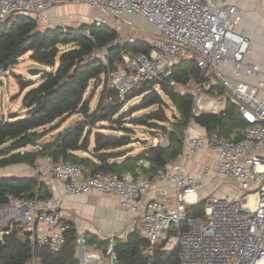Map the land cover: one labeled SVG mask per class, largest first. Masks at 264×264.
<instances>
[{"label": "built area", "instance_id": "2783aa9c", "mask_svg": "<svg viewBox=\"0 0 264 264\" xmlns=\"http://www.w3.org/2000/svg\"><path fill=\"white\" fill-rule=\"evenodd\" d=\"M63 2L98 7L100 13L92 18V24L111 27L116 36L110 46H123L122 58L114 65L109 64L111 54L107 49L93 54L107 66L102 106L111 102L125 103L129 93L141 83L153 81L157 88L166 85L182 95H191L193 115L220 113L230 101L237 106L246 125L228 137L218 132L192 134L190 122L178 160L167 170L159 167L150 175L138 177L130 171H95L44 155L34 167V173L40 184L49 179L62 181V195H56L60 189L54 183L52 194L47 198L39 197L38 193L28 198L10 196L9 203L0 206V223L15 219L8 227L24 229L33 246L44 244L56 253L65 244L69 229L61 213L65 196L97 191L116 196L126 204L148 194L152 180L156 179L174 184L176 201L173 208L165 199L148 201L142 215V235L149 241L150 249L174 240L179 247L180 264H264V57L257 59L253 55L249 31L241 26L243 12L238 3L0 0V23L19 14L34 20L41 29L43 25V29L52 27L49 12L54 5ZM126 13L146 19L156 31L138 30L135 23L124 20ZM124 23L129 31L124 29ZM132 44H143L146 50L124 47ZM183 59L195 61L200 69V81L184 85L177 80L176 66ZM3 70L0 66V74ZM211 93L215 95L209 96ZM223 95L226 100L219 112V97ZM148 144L166 148L170 145L169 134H154L148 138ZM204 149L216 153L217 166L206 168L200 175L184 171V161ZM139 164L150 170L153 161L142 158ZM211 176H225L231 180V186L223 196L213 192L200 198L203 181ZM163 193L167 195L168 189ZM200 201H205L204 214L189 216L188 207ZM3 230L1 233L10 232ZM112 260L109 249L100 264H112ZM32 264H36L35 259Z\"/></svg>", "mask_w": 264, "mask_h": 264}, {"label": "trees", "instance_id": "16d2710c", "mask_svg": "<svg viewBox=\"0 0 264 264\" xmlns=\"http://www.w3.org/2000/svg\"><path fill=\"white\" fill-rule=\"evenodd\" d=\"M115 36L116 32L105 25L90 24L80 28L52 26L41 29L34 20L19 14H13L0 23V66L4 70L18 64L27 52H32L31 57L35 62L49 68L48 72L42 74L41 82L24 96L23 105L28 108L26 117L17 119V113L11 114L13 121H10L6 117L2 119L0 115V168L16 164L35 166L38 158L50 154L56 159L88 166L95 171L115 173L129 171L126 169L131 161L149 158L153 161L150 169L153 172L160 167L154 161L158 153L167 162L179 156L183 136L191 120L204 126L209 134L218 132L228 137L246 125L237 106L230 101L220 113L193 115L191 95H182L166 85L157 88L153 81L141 83L129 93L125 103L111 102L102 106L107 66L93 54L99 49H107L111 54L109 64L114 65L122 58L123 48L110 46ZM124 47L133 51L146 50L143 44ZM175 77L180 83L190 85L192 81H200V69L195 61L183 59L176 66ZM30 85L26 82L23 89ZM97 88H101L100 101L97 109L91 112V100ZM135 96L142 99L138 109H153L133 119L132 123L148 126L153 135L168 133L170 145L166 148L148 147L147 151L127 157L119 163L114 159L127 154L121 148L129 145L133 137L129 135L130 129L122 124L125 115L122 114L121 118L115 116L121 112L128 99ZM167 100L177 110L173 119L165 113ZM73 114L82 115L86 119H80L52 139L40 142ZM105 121H109L112 128L115 126L113 123L119 124L118 128L125 134L103 132L108 127L97 124ZM165 122L169 123V127L163 125ZM235 137L238 138L237 135ZM92 140L94 147L90 149ZM5 143L9 145L1 148ZM27 146L36 148L28 150L25 149ZM80 152H90L93 158L81 155ZM37 193L41 198L49 196L48 188L44 183L40 184L37 175L0 177V206L9 203L10 196L28 198ZM204 207L205 201H200L189 206L187 214L203 215ZM6 229L10 232L5 233ZM4 230L0 235V264H32L33 259L36 264H81L76 256L80 238L74 226L69 227L66 242L56 253H52L44 244L36 243L33 246L29 233L20 227L11 229L7 226ZM165 244H157L152 254L147 253L145 249L149 241L142 233L134 232L126 240L117 239L114 252L119 264H180L179 247L165 250ZM108 249L109 246L105 249L106 253Z\"/></svg>", "mask_w": 264, "mask_h": 264}, {"label": "crops", "instance_id": "0c3cea01", "mask_svg": "<svg viewBox=\"0 0 264 264\" xmlns=\"http://www.w3.org/2000/svg\"><path fill=\"white\" fill-rule=\"evenodd\" d=\"M217 5L227 4V3H238L242 12L243 19L241 26L245 27L249 31V36L252 39V51L253 55L257 59H263L264 57V0H213ZM127 22L136 23L138 20L132 19ZM145 31H149L145 28L140 27ZM41 80L38 82V84ZM209 96H214V93L208 94ZM71 127V126H70ZM69 128V127H68ZM67 129V128H66ZM65 129V130H66ZM64 130V131H65ZM55 131V130H54ZM63 132V131H62ZM190 132L195 135H205L209 134L204 126H201L196 121L192 120L190 123ZM50 134V133H49ZM59 134V133H58ZM57 134V135H58ZM48 135V134H47ZM46 135V136H47ZM56 134L51 132L48 139H41L40 142L47 141L55 137ZM94 147V140L90 149ZM149 145L144 144L140 146V149L131 150L127 152L126 155L115 158L117 162L124 161L127 157L136 156L139 153L147 151ZM132 148V146H131ZM127 150V149H126ZM126 152V151H125ZM81 155L93 158L90 152H80ZM40 160V159H39ZM38 160V161H39ZM97 161L96 159H93ZM178 160L173 159L165 166L164 169H168L172 163ZM38 164V162H37ZM36 164V165H37ZM218 164L217 155L210 149H204L202 153H196L189 156V158L184 161V171L189 172L194 175L202 174L206 168H214ZM17 169L13 170L11 174L4 175V177H26L35 175L34 171L31 173L28 169L31 167L34 170L36 166H30L28 164H16ZM22 165V166H18ZM12 166V165H11ZM15 166V165H13ZM126 170L132 171L135 176L150 175L152 171L144 168L139 164V161H131ZM23 171V172H21ZM126 172V171H123ZM121 172V173H123ZM1 177V176H0ZM3 177V176H2ZM221 176L208 177L204 179L201 189L199 190V197L203 198L209 193L216 192L220 196H223L228 191V188L224 189ZM56 184L60 189L59 193L56 195H62L63 182L60 180L49 179L44 184L48 188L49 196L51 193V188L53 184ZM168 189V194L164 195L163 190ZM47 196V197H49ZM44 197V198H47ZM151 199H165L170 208L174 207L176 201V191L173 183H164L159 180H152V187L148 194L144 195L138 200L124 201L120 198L112 195L102 194L97 191H92L90 193L81 195H67L64 197L63 206L61 209L63 222L70 226H74L77 230L79 242L76 248V256L80 260L81 264H100L105 256L107 255L109 249L115 244L117 239L126 240L130 234L134 232L142 233L143 229V213L146 211V206ZM174 241V240H172ZM166 243L163 249L170 250L169 244ZM100 244H103L101 246ZM161 244V243H160ZM109 246L107 253L105 249ZM154 248L148 246L145 251L152 254ZM173 250V249H172ZM171 251V250H170Z\"/></svg>", "mask_w": 264, "mask_h": 264}, {"label": "rangeland", "instance_id": "374dc122", "mask_svg": "<svg viewBox=\"0 0 264 264\" xmlns=\"http://www.w3.org/2000/svg\"><path fill=\"white\" fill-rule=\"evenodd\" d=\"M100 13V9L94 5L90 4H84V3H70V2H63L54 5L51 8V11L49 12L50 15V22L54 26H60V27H72V28H80L85 25H90L92 24V18ZM124 20H129L131 21L132 19L138 20L136 23V27L138 30L144 32V33H150L149 31H145L142 28H145L147 30H150L153 32L154 25L149 23L146 19L138 16L137 14L134 13H126L124 15ZM45 26H42V29ZM124 29L126 31H129V26L124 23ZM32 52H27L25 55H23L18 64L14 65L13 67H10L8 70H3L2 74H0V80H2V84H0V115H5L7 120L9 119L10 121H13L12 118H10L12 115L11 114H18L16 117L17 119L24 118L28 115V108L24 107L23 105V99L25 94L34 88L35 86L38 85V82L41 80V76H33L30 73V69L38 67L42 68L45 67L43 64L35 62L32 57ZM29 82L31 83L30 86L27 88L23 89V82ZM90 92V91H89ZM89 92L87 96H89ZM101 88L95 89V94L91 100V112H94L97 109V104L99 101V96H100ZM217 93V91H216ZM219 99L220 103V108L217 110H221V108L224 106L226 97H223ZM167 108L165 110L166 115L170 118L173 119L175 113H177L176 108L167 100ZM142 104V99L140 96H135L133 98H129L125 106L122 108L121 112L115 116V118H121L122 114L125 115L123 118L122 124L127 127V129H130V136L133 137L132 142L125 146L122 147L121 149L125 150L126 152H131V150L135 149H140V146L143 144L141 143H136L134 142V139L137 137L147 139L151 136H153L150 128L145 125H135L132 123L133 119L140 117L148 112H150L151 109L153 108H146V109H138V107H141ZM121 115V116H120ZM16 119V120H17ZM80 119H86L82 115L79 114H73L70 118L67 119L66 122H64L61 127L53 131V134H58L62 131H64L66 128L72 126L75 124L78 120ZM97 125H101L100 127H108L107 129H103L102 131L105 133H112V134H117V135H123L125 132L121 130V128H118L120 126L119 124L113 123L115 125L113 128L110 126L111 124L109 121L101 122ZM163 125H166L169 127V123L165 122ZM112 128V129H110ZM96 128H94V131ZM162 133V132H161ZM51 134V133H50ZM48 134L47 136L44 137L45 139H48L50 136ZM9 143H5L1 148H4L5 146L7 147ZM144 145H149V144H144ZM132 146V148H131ZM36 148V147H35ZM33 146H27L28 150H33L35 149ZM24 149V150H25ZM127 149V150H126ZM39 158L36 161V164L38 162ZM19 167L22 165H18ZM17 165L15 166H8L5 168H0V176L8 175L11 174L13 170L17 169ZM30 172L32 173L34 170L31 169V167L28 168ZM23 172V171H21ZM34 175V174H33ZM222 184L224 189L228 188L231 186V180L225 176H222L221 178ZM212 193H209L210 195ZM219 195V194H218ZM3 210V209H2ZM1 210V211H2ZM15 219H10L8 218L7 222H2L0 223V235L1 231L3 230L4 227H7L10 222H13ZM103 246V244H100ZM176 242L172 241L169 244L170 250L174 249L176 247Z\"/></svg>", "mask_w": 264, "mask_h": 264}, {"label": "water", "instance_id": "95a60500", "mask_svg": "<svg viewBox=\"0 0 264 264\" xmlns=\"http://www.w3.org/2000/svg\"><path fill=\"white\" fill-rule=\"evenodd\" d=\"M48 71H49V68H47V67H42V68L35 67V68L30 69V73L33 76H37V75L46 73ZM101 81L102 80H100V83H101ZM25 83L26 82L24 81L23 86L25 85ZM0 84H2V80H0ZM2 119H5V115H2ZM134 142L141 143V144H148V138L143 139V138L137 137L134 139ZM154 161L159 166H165L167 164V160L163 157V155L161 153H158L155 156ZM114 249H115V244H113L112 248L110 249V254L113 256L112 264H119L118 259L115 255Z\"/></svg>", "mask_w": 264, "mask_h": 264}]
</instances>
